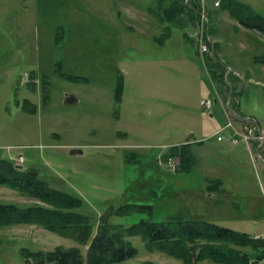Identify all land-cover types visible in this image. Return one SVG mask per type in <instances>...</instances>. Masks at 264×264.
Listing matches in <instances>:
<instances>
[{
  "label": "rangeland",
  "instance_id": "obj_1",
  "mask_svg": "<svg viewBox=\"0 0 264 264\" xmlns=\"http://www.w3.org/2000/svg\"><path fill=\"white\" fill-rule=\"evenodd\" d=\"M247 3L264 7V0ZM124 4L146 8L150 0ZM117 8L114 0H0V161L37 170L51 187L81 198L83 206L77 211L89 216L94 228L109 210L138 204L152 205L153 212L114 215L111 222L130 226L143 219L181 217L213 221L252 235L264 233V173L259 169L264 164L254 167L243 160L242 171L232 173L245 178L252 191L247 195L254 200L241 189L235 197L219 195L223 193L204 197L212 168L205 167L207 157L201 154L208 147L199 144L217 140L218 129L211 136L187 140L199 113L195 112L197 87L192 82L201 81L212 92L216 88L225 102L229 76L235 77L242 83L234 90L245 110L264 118V81H249L250 75L261 77V65L239 75L231 68L216 71L210 64L212 46L204 57L200 52L203 40L209 43L206 28L214 38L209 23L204 26V38H197V30H185L195 45L174 25L173 42L161 48L133 34L131 15L122 9L118 18ZM237 43L235 50L246 45L241 39ZM156 52V58L166 60L155 62ZM59 61L61 66L56 65ZM190 62L196 64V73L188 68ZM65 74L80 79H68ZM121 79L123 99L117 104ZM26 100L36 106V113L23 109ZM218 104L224 123L232 121L239 130L246 117L226 113ZM209 114L203 111V116L209 118ZM216 114L220 121L221 115ZM181 146L186 147L184 168L182 156L171 154V149ZM78 149L83 153H75ZM198 155L202 160L196 159ZM210 160L229 167L224 156ZM0 203L26 207L34 200L0 187ZM0 239V264H32L30 258H22L23 248L49 251L79 246L86 253L74 240L36 225L0 228ZM131 241L138 255L120 264H182L162 252L148 251L141 237ZM244 251L250 256L249 264H264V256L258 258L264 248Z\"/></svg>",
  "mask_w": 264,
  "mask_h": 264
},
{
  "label": "trees",
  "instance_id": "obj_2",
  "mask_svg": "<svg viewBox=\"0 0 264 264\" xmlns=\"http://www.w3.org/2000/svg\"><path fill=\"white\" fill-rule=\"evenodd\" d=\"M232 15L241 24L257 28L264 33V16L257 14L244 3L233 4ZM188 11L199 18V0H173L171 15L176 21ZM169 14V8H167ZM68 79H80L65 74ZM123 99V81L120 80L116 100ZM23 109L36 113V106L26 100ZM186 148V147H185ZM175 147L171 154L182 157L186 167V151ZM0 187H8L34 200L29 206L0 203V228L16 225L40 226L60 237L74 240L79 246H58L53 250H21L22 258H30L32 264H120L138 255L131 238L141 237L150 252H162L180 260L182 264H199L205 260L217 264H249L250 256L244 248L263 250L264 237L256 239L249 233L240 232L206 220H189L175 217L168 221L141 220L130 226L113 224L112 216H125L135 212H153L152 205L124 204L103 214L96 228L90 217L77 210L83 200L77 196L55 189L40 178L37 170L17 168L12 161H0ZM3 242L0 239V256ZM258 258H263V253ZM147 264H153L148 262Z\"/></svg>",
  "mask_w": 264,
  "mask_h": 264
},
{
  "label": "crops",
  "instance_id": "obj_3",
  "mask_svg": "<svg viewBox=\"0 0 264 264\" xmlns=\"http://www.w3.org/2000/svg\"><path fill=\"white\" fill-rule=\"evenodd\" d=\"M114 1L117 2L118 7L115 11V15L118 18H121L123 15V10H127V12L132 17V24H130L129 27L132 33H137L136 35H138L139 37L140 35L142 37H145L146 39L150 40V43H153L154 45L159 46L161 48H167L173 42L175 25L176 28H179L182 32L185 40L191 41L193 45L196 44L194 42V39L189 38L188 33L190 31L199 29V18H194V16H192L190 12L185 11L179 15L176 21H174L173 16L170 12L173 0H150V5L146 8H141V6L136 7L134 5H125L124 3L129 0ZM188 1L189 0H186V2ZM205 1L209 9V15L211 17V20L209 21V27L211 29L212 35L214 36V38L212 37V48L214 54L213 57H211L212 61L210 62V64H214V67H216V71L218 70L220 72H225L227 69L230 70L231 68V70H234V73H236V71L238 72L236 73L237 75H239L242 70H253L255 66L259 64L261 65V77L257 79L254 78V75H250L249 81L253 82L256 79V83L263 82L264 33L257 28H251L241 24L238 19L234 18L231 10L232 8H234L233 4H236V2L238 4L244 3L250 6L257 14L264 16V7L247 3V0H221V6L216 8L214 7V2L218 0ZM200 3L201 0H199V4ZM121 6L125 7V9ZM167 8H169V14L167 13ZM186 29L189 30V32L186 33ZM240 39L241 41L244 40L246 45L240 50H235L237 48V42H239ZM153 55L155 62L161 61L163 59L166 60L165 56L156 58L157 52L153 53ZM190 63L191 64H189L190 66H188V68H190L194 73H196V64H192V62ZM56 65L61 66L62 64L59 61L56 63ZM228 80L230 85V91L229 96L226 98V101H229L231 112H235V114L239 115L240 117L243 116L253 118L260 125L264 126V118L258 117L255 114L247 112L242 105L240 96L237 98L234 87L238 85L242 86L241 81L235 77L232 79L231 76H229ZM236 80L237 83H235L234 85L232 81L236 82ZM192 83L194 86L197 87L195 112L199 113L195 119V123L192 124V130L190 131V135L189 137H187V140L191 139L193 136H197L198 139L211 136L215 129L220 128V126L224 122L223 113L218 103H216V105L214 106V110L209 114V118L203 116L204 110L201 107V100L209 97L216 98L215 93L212 92L209 85L208 86L210 90H206L207 88L205 89V86L202 84L201 81ZM169 89V86H166V90ZM233 101L234 107L232 105ZM216 112L219 113L222 117L220 121L216 119ZM126 134L127 135H125V137L128 136L127 132ZM199 145H201L200 147H208L205 148V153L203 152L204 154H201L207 157L204 162L206 165L205 167L212 168V171H209L211 172L210 175H208L205 180L206 191L203 193L204 197H214V195L218 193H223L219 195L224 197H235L237 191L241 189L244 191V194L246 196L250 197L251 200L255 199L251 198L252 195H247L251 194L252 191L250 186L247 184L248 182L245 180V178L242 177L240 173L237 176H232V173L238 170L240 172L242 171L243 164L240 165L239 163H243V160H245V162L248 164H250V161L253 162L250 153L248 152V149L244 144L234 146L231 145L228 141L220 142L216 139H210ZM191 148H193V145L191 146ZM262 151L264 154V147ZM208 154H212L213 157H210L212 155L207 156ZM218 156H224L225 158H228L229 161L227 163L225 162V164H228L229 167H222L221 164H217L216 162H214L215 160H210V158L213 159ZM197 158H199L198 160H200V155H198L196 159ZM260 162L261 161H258L257 164L253 163L254 167L258 166ZM261 163L264 164L263 161ZM259 169H261V171L264 173V166L260 165ZM227 177L230 180H228ZM253 204L255 203L253 202ZM234 207L238 209L239 205L235 204ZM252 236L264 237V233H255Z\"/></svg>",
  "mask_w": 264,
  "mask_h": 264
},
{
  "label": "built area",
  "instance_id": "obj_4",
  "mask_svg": "<svg viewBox=\"0 0 264 264\" xmlns=\"http://www.w3.org/2000/svg\"><path fill=\"white\" fill-rule=\"evenodd\" d=\"M221 0L214 2V7H220ZM208 15L209 9L205 0H201L200 3V15H199V29L196 32L197 38L202 37L204 38V26L205 24L208 25ZM207 29V36L208 42L200 44V52L201 56L204 57V53L211 52V46L213 44V40L208 32ZM202 59V58H201ZM203 64V59L201 60ZM210 76V75H209ZM210 80L213 82V78L209 77ZM213 79V80H212ZM215 97L204 98L201 100V107L207 113H211L214 109L216 101L219 103L221 102L224 110L228 113L230 110L229 101L222 102L218 97V91L214 88ZM228 112H227V111ZM241 126L238 130L235 127V124L232 121L223 122V124L218 128L215 132L214 137L217 138L220 142L231 141L233 144L241 143L246 146L252 161L254 164H257L258 161L264 162V154L261 149L264 147V126L260 125L255 119L246 117L240 121ZM259 238V237H256Z\"/></svg>",
  "mask_w": 264,
  "mask_h": 264
},
{
  "label": "water",
  "instance_id": "obj_5",
  "mask_svg": "<svg viewBox=\"0 0 264 264\" xmlns=\"http://www.w3.org/2000/svg\"><path fill=\"white\" fill-rule=\"evenodd\" d=\"M75 153H83V151L82 150H80V149H78V150H76L75 151ZM17 168H19V169H23V167L22 166H20V165H17Z\"/></svg>",
  "mask_w": 264,
  "mask_h": 264
}]
</instances>
